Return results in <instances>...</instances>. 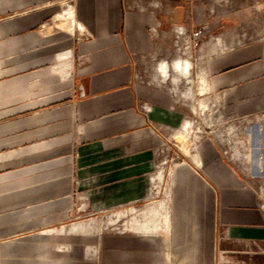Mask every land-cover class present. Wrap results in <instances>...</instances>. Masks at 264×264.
Segmentation results:
<instances>
[{
    "label": "crops",
    "instance_id": "obj_1",
    "mask_svg": "<svg viewBox=\"0 0 264 264\" xmlns=\"http://www.w3.org/2000/svg\"><path fill=\"white\" fill-rule=\"evenodd\" d=\"M164 11L173 27L196 14L182 0H0V264H210L216 222L236 229L226 238L263 236L255 198L209 142L199 148L216 201L179 164L126 229L68 217L75 184L101 165L114 176L100 201L150 196L112 163L156 147L153 121L171 107L158 71Z\"/></svg>",
    "mask_w": 264,
    "mask_h": 264
},
{
    "label": "rangeland",
    "instance_id": "obj_2",
    "mask_svg": "<svg viewBox=\"0 0 264 264\" xmlns=\"http://www.w3.org/2000/svg\"><path fill=\"white\" fill-rule=\"evenodd\" d=\"M182 1L195 10V19L180 24L185 34L176 38L170 14L164 11L161 43L166 60L177 55L189 59L190 77L172 70L164 77L163 87L172 104L159 121H153L157 146L143 154L118 156L112 163L118 179L141 177L144 192L150 196L115 204L100 201L104 181L114 176L103 174L107 168L101 165L102 173L93 178L87 174L84 184L77 182L72 190L74 201L68 217H77L86 228L126 229L139 219L143 204L166 196L179 164H186L216 201L219 186L202 165L199 147L205 142L212 144L241 187L252 193L264 216V0ZM208 58L216 62L210 74ZM148 176L159 179L147 182ZM227 227L214 224L210 264H264V227L263 236L253 240L226 238L227 232L236 231Z\"/></svg>",
    "mask_w": 264,
    "mask_h": 264
},
{
    "label": "clouds",
    "instance_id": "obj_3",
    "mask_svg": "<svg viewBox=\"0 0 264 264\" xmlns=\"http://www.w3.org/2000/svg\"><path fill=\"white\" fill-rule=\"evenodd\" d=\"M173 69L177 73L187 74V71H188L187 62H185V66L182 68L181 62L177 61V62L174 63ZM158 71L165 77V79H167L168 71H169L167 63L160 64L159 67H158Z\"/></svg>",
    "mask_w": 264,
    "mask_h": 264
},
{
    "label": "bare ground",
    "instance_id": "obj_4",
    "mask_svg": "<svg viewBox=\"0 0 264 264\" xmlns=\"http://www.w3.org/2000/svg\"><path fill=\"white\" fill-rule=\"evenodd\" d=\"M206 42V41H205ZM177 61H180L181 62V66H182V68L185 66V62H187V66H188V71H187V74H183V73H179V74H181L182 76H183V78L184 77H186L187 79H189V77H190V75H189V60H185V59H181L179 56H175L171 61H166V62H162V63H167V65H168V69H171V70H173V71H175L174 69H173V65H174V63L175 62H177ZM203 73H201V78H202V81H204L203 80V78H204V75H202ZM189 81V80H188Z\"/></svg>",
    "mask_w": 264,
    "mask_h": 264
},
{
    "label": "built area",
    "instance_id": "obj_5",
    "mask_svg": "<svg viewBox=\"0 0 264 264\" xmlns=\"http://www.w3.org/2000/svg\"><path fill=\"white\" fill-rule=\"evenodd\" d=\"M175 37L176 38H179L180 37V35H184L185 34V28L183 27V26H181V25H176L175 27ZM177 56H179L180 57V55H177Z\"/></svg>",
    "mask_w": 264,
    "mask_h": 264
}]
</instances>
